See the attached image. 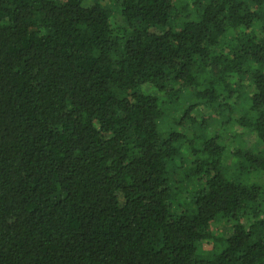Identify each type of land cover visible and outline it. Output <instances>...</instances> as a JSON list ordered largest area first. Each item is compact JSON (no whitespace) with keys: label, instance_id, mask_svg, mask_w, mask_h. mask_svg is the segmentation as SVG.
I'll list each match as a JSON object with an SVG mask.
<instances>
[{"label":"trees","instance_id":"obj_1","mask_svg":"<svg viewBox=\"0 0 264 264\" xmlns=\"http://www.w3.org/2000/svg\"><path fill=\"white\" fill-rule=\"evenodd\" d=\"M0 264H264V0H0Z\"/></svg>","mask_w":264,"mask_h":264},{"label":"rangeland","instance_id":"obj_2","mask_svg":"<svg viewBox=\"0 0 264 264\" xmlns=\"http://www.w3.org/2000/svg\"><path fill=\"white\" fill-rule=\"evenodd\" d=\"M213 230L225 236H228L231 232V228L227 223H220L218 226H213Z\"/></svg>","mask_w":264,"mask_h":264}]
</instances>
